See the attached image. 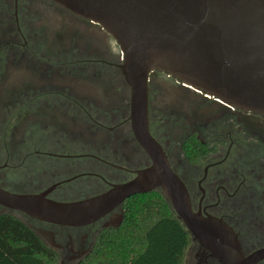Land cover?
<instances>
[{
	"label": "flooded vegetation",
	"instance_id": "1",
	"mask_svg": "<svg viewBox=\"0 0 264 264\" xmlns=\"http://www.w3.org/2000/svg\"><path fill=\"white\" fill-rule=\"evenodd\" d=\"M24 1L28 0H4V5L1 4V11L5 9L15 25L16 34L1 39L11 44L10 47L5 45L8 53L0 51V63L6 60V64H13L18 71L0 72V76H5L0 104L1 109L7 108V111L17 104L19 122L13 124L9 117L5 130L0 125V185L12 191L46 193L55 200L71 201L102 193L114 184L133 179L136 171L146 167L151 159L131 126L130 87L121 69L123 56L116 53V40L99 23L81 16L106 41L104 46L98 45L96 51L92 47L89 52L96 54L84 61L91 68L102 70L100 77L104 76L107 82H110L107 78L122 81L124 88L117 97L112 95L93 103L88 94L93 92L92 87L82 88L86 93L82 92L81 96L73 89L68 91L61 87L62 78L68 76L62 72L59 54L44 56L48 60H43L28 49L26 43L30 39L26 30L30 23L24 19ZM34 7L36 9L29 6L34 14L43 10L51 16L62 9L77 16L55 0H36ZM32 70L43 78L41 88L29 84ZM153 73L169 85L184 87L175 89L193 90L210 99L211 107H219L217 113L205 119L207 124L213 122L212 125L203 123L204 118L196 114L194 123L202 122V128H207L192 130L184 136L179 122L183 118L189 120L191 115L182 105L175 104L165 111L167 121L173 120L172 125L156 119L151 104L152 74L150 76V130L186 183L194 210L229 224L237 235L243 257L252 261L251 264H264V253L256 255L264 251V114L219 102L165 71ZM18 82L22 83L18 85ZM82 89L74 87V90ZM173 98L177 99L175 95ZM42 104L54 108L56 120L52 126L44 127L45 136L27 129V120L52 117L41 111ZM198 104L201 108V103ZM18 131L21 134L19 140H15L14 134ZM58 132L71 135L60 137ZM175 134L183 137L176 141ZM192 137L201 142L198 154L202 157L198 162L189 160L186 154L190 152L187 142ZM122 214L124 210L119 207L100 221L85 226L59 225L25 216L33 220V224L27 223L45 243L58 252L59 264H78L90 255L100 231L118 226ZM185 263L222 264L210 249L194 238Z\"/></svg>",
	"mask_w": 264,
	"mask_h": 264
},
{
	"label": "water",
	"instance_id": "2",
	"mask_svg": "<svg viewBox=\"0 0 264 264\" xmlns=\"http://www.w3.org/2000/svg\"><path fill=\"white\" fill-rule=\"evenodd\" d=\"M55 1L77 16L62 9L51 16L43 10L34 14L29 6L36 9V0L24 1V19L30 23L26 30L30 39L26 43L28 49L43 60L59 54L62 72L68 76L62 78L61 87L73 89L79 96L86 93L82 88L92 87L93 92H87L89 100L96 103L109 96L117 97L124 88L122 81L107 78L110 80L107 82L104 76L100 77L102 70H95L84 61L96 54L89 52L92 47L95 50L106 41L81 16L109 32L116 40L117 55L123 56L121 69L130 87L131 126L151 161L137 170L133 179L71 201L55 200L46 193L12 191L0 185V213L12 211L23 221L21 215L59 225L85 226L100 221L119 207L123 209L124 201L130 196L157 190L166 197L192 237L210 249L222 264H251L252 261L243 257L237 235L229 224L194 210L186 183L151 133L149 82L153 72L165 71L219 102L264 114V0ZM1 4L4 5V0H0V51L7 52L5 45L10 47L11 43L1 39L14 37L16 27L6 10L1 11ZM34 70L29 84L38 89L44 81ZM13 71H18L13 64H6V60L0 63L1 73ZM3 77L0 76V103L5 91ZM1 106L0 125L5 130L9 117L13 124L19 122L16 113L19 110L17 104L8 111ZM40 109L52 117L27 120V129L45 136L44 127L56 121L54 108L42 104ZM20 134L15 132V140H19Z\"/></svg>",
	"mask_w": 264,
	"mask_h": 264
},
{
	"label": "trees",
	"instance_id": "3",
	"mask_svg": "<svg viewBox=\"0 0 264 264\" xmlns=\"http://www.w3.org/2000/svg\"><path fill=\"white\" fill-rule=\"evenodd\" d=\"M199 145L189 139V160L201 159ZM123 210L120 225L102 229L90 255L78 264H186L193 237L160 191L130 196ZM0 264H59V254L7 211L0 213Z\"/></svg>",
	"mask_w": 264,
	"mask_h": 264
},
{
	"label": "rangeland",
	"instance_id": "4",
	"mask_svg": "<svg viewBox=\"0 0 264 264\" xmlns=\"http://www.w3.org/2000/svg\"><path fill=\"white\" fill-rule=\"evenodd\" d=\"M176 86L184 88L182 84H176L175 86L169 85L156 78L154 73H152V83L150 85V90L152 92L151 104L153 107V114H157V117L155 116L156 119L158 118V120H160L162 124L166 122L167 125L168 123L169 125H172L173 120L167 121L168 116L166 115L165 111L170 110V108L175 104H180L183 106L185 112L191 115V118H189V120L186 119V121H184L185 118H183V121L179 122L181 123V125H183L179 127L180 129L182 128L183 135H186L187 133L195 129H206L207 127L202 128V122L206 123L205 119H207L209 115L214 114L215 112L217 113L218 110H220L219 107H211L212 104H210L209 102L211 100L202 94H197L193 90L181 91L175 89ZM174 95L177 99L173 98ZM198 103H201V108H198ZM196 114H200V118H204V120L201 119V123H194V117H198V115ZM212 123L213 122H208L209 125H212ZM173 137L176 141H179L183 136L181 135V137H179L178 134H175ZM21 216L29 224H33V220H30L26 216Z\"/></svg>",
	"mask_w": 264,
	"mask_h": 264
}]
</instances>
